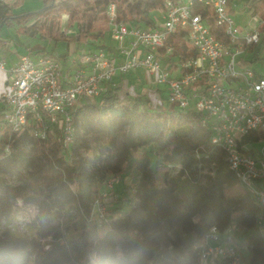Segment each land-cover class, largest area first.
Wrapping results in <instances>:
<instances>
[{"label":"trees","instance_id":"obj_1","mask_svg":"<svg viewBox=\"0 0 264 264\" xmlns=\"http://www.w3.org/2000/svg\"><path fill=\"white\" fill-rule=\"evenodd\" d=\"M166 1L42 0V8L20 12L24 0L0 2V29L15 24L20 32L56 42L101 41L110 33L111 3L118 21L148 26L154 24L151 12ZM238 1L229 0L232 11ZM242 9L264 21V0H246ZM260 33L243 59L247 65L264 63V22ZM183 36H170L174 55L196 56ZM5 41L0 37V47ZM98 48L116 53L102 42ZM30 54L54 57L47 49ZM120 83L111 81L102 97L74 109L75 131L66 149L31 128L0 130V264H202L199 245L214 225L242 229L248 253L242 264H264L259 205L229 168L223 147L212 141L203 113L164 107L156 91ZM113 175L130 181L106 218H97L95 200ZM23 208L32 212L26 232L11 226Z\"/></svg>","mask_w":264,"mask_h":264},{"label":"built area","instance_id":"obj_2","mask_svg":"<svg viewBox=\"0 0 264 264\" xmlns=\"http://www.w3.org/2000/svg\"><path fill=\"white\" fill-rule=\"evenodd\" d=\"M197 7L202 10L197 12ZM156 11L154 24L143 26L118 21L116 4L108 6L116 53L83 50L67 67L56 57L30 53L8 67L3 56L0 69L8 73V82L0 93L5 121L0 130L5 125L14 132L31 128L36 136L58 140L66 149L73 141L74 109L86 99L102 97L115 77L144 69L166 85L167 99L178 109L203 113L212 141L223 147L234 176L257 201L256 218L264 233V74L243 61L260 41L264 21L253 16L239 25L229 0H167ZM177 32L184 33L196 56L174 55L168 41ZM155 97L163 102V91L157 89ZM248 136L251 140L245 141ZM110 179L94 204V213L104 219ZM238 230L212 226L199 245L202 264H242L235 243Z\"/></svg>","mask_w":264,"mask_h":264},{"label":"rangeland","instance_id":"obj_3","mask_svg":"<svg viewBox=\"0 0 264 264\" xmlns=\"http://www.w3.org/2000/svg\"><path fill=\"white\" fill-rule=\"evenodd\" d=\"M15 0H7L9 3H13ZM59 1V0H57ZM246 2V0H239L237 2V5L235 6V9L233 11V15L235 19L237 20V23L239 25H245L249 21L252 20V15L250 12L244 11L242 9V5ZM43 7L42 0H24L23 4L20 7H17V12L20 11H34L38 10ZM157 14V11H153L150 14V20L154 22V18ZM70 31V29L68 30ZM73 30H71L72 32ZM0 37L4 40H6L8 43L5 46L0 47V52L6 51V61L7 66L10 67L12 63V58H19L21 55L34 53L39 49H47L51 54L54 55V57L58 58L65 67H67L70 64L71 59L73 58H79L80 54L83 50L89 51H96L98 50V44L105 43L107 45L115 46V42L112 40L110 33L107 34V36L101 40V41H89L88 43H82L78 44L75 42H70L66 40L61 41H52L48 39H44L40 37L39 33H36L35 36H32L31 34H26L24 32H20L18 30V25L13 26H3L0 29ZM3 56L0 55V59ZM253 68H255L258 72L264 74V63H254L251 65ZM133 73V72H132ZM131 75V74H130ZM128 74V78L130 77ZM151 79L154 81L153 87L155 88L158 86L163 91V106L164 107H170V108H176L177 104L170 103L167 99V93H166V85L159 84L155 81V77H151ZM126 88L130 89L128 86ZM147 86H137V89L139 91H142L143 93H147ZM150 88V90H152ZM91 99H86L85 101H89ZM196 108H193V111H195ZM260 147V144L256 145V148L258 149ZM110 182L112 187H110L109 194L104 199V205L106 209L108 210L112 205L116 202L117 194L120 193V191L123 188V185L125 183H128L130 179L128 177H121L118 175H113L110 177ZM7 181L9 183L15 184L18 182L17 176H7ZM21 204V202H20ZM32 214V212L28 208H23L18 211L17 219L13 220L11 223V226L15 228V230L26 232L25 228V221L29 217V215ZM95 217L100 218V214H98L97 211L94 213ZM4 224V221H3ZM243 230H238L236 233V245L240 247L242 254L247 257L248 253L246 251V248L241 245V232ZM204 264V263H203Z\"/></svg>","mask_w":264,"mask_h":264},{"label":"crops","instance_id":"obj_4","mask_svg":"<svg viewBox=\"0 0 264 264\" xmlns=\"http://www.w3.org/2000/svg\"><path fill=\"white\" fill-rule=\"evenodd\" d=\"M7 41H5V45H7ZM6 51H3V52H0V55L1 56H6ZM18 60V58H12V63L13 64L14 62H16ZM130 75V77L128 78L127 75ZM125 77H126V80H124V82H121L120 83V79H121V75L115 77L113 79V81L117 84H125L126 86H128L130 89H134V90H137V86H147V87H150L152 88L153 86V83L154 81L151 79V77H155L153 74L147 72L146 70L144 69H140L136 72H133V73H128ZM156 81V80H155ZM7 82H8V73L2 69H0V93L5 91L7 89ZM128 82V83H127ZM150 88H147V93L150 90ZM158 89V86H156L155 88H152L153 91H156ZM211 264H216L214 261L211 262Z\"/></svg>","mask_w":264,"mask_h":264}]
</instances>
